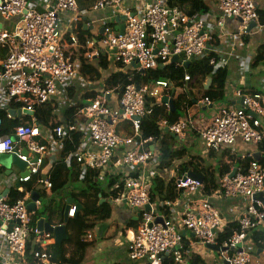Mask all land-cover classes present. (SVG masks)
I'll return each instance as SVG.
<instances>
[{
  "label": "built area",
  "instance_id": "1",
  "mask_svg": "<svg viewBox=\"0 0 264 264\" xmlns=\"http://www.w3.org/2000/svg\"><path fill=\"white\" fill-rule=\"evenodd\" d=\"M125 0H97L91 11L114 9L117 15L125 17L122 34L105 24L103 34L86 41L84 58L91 60L106 56L114 65L130 70L127 83L120 92L96 89L97 94L79 110L80 121L72 125L61 124L54 129H41L37 124L19 125L8 135L0 134V155L16 154L28 163L26 173L17 176L22 184L41 173L45 155L55 148L61 151L62 144L71 134L83 135L79 146L65 159L80 165L81 173L87 170H105L114 155L122 150V164L131 170V176L123 181L122 190L111 200L115 205L126 204L136 215L138 225L134 238L129 243V259L137 264H162V260L173 255L180 260L182 242L181 230L189 233L202 245H217L216 238L221 227L219 212L209 200H202L197 206L185 210L182 215L164 217L158 213V205L151 204L146 187L158 175L157 166H145L153 155L147 149L152 137H142V120L150 114L146 108L148 98L156 104L161 102L170 89L168 81L159 80L149 87L136 81L138 73L145 74L154 69L158 61L171 63L176 55L183 66L186 61H198L209 53L214 54L210 65L226 67L219 60V50L214 46L216 39L206 33L205 21L201 15L188 16L166 0H154L143 10H124ZM219 12L218 26L227 19H240L247 27L259 24V14L254 0H213ZM33 0H0V111H5L8 120L13 119L10 110L34 112V108L51 101L60 102L61 95L68 99L67 89L79 83L84 90L94 87L84 82L78 74V66L67 55L68 49L77 47L74 30L84 12H79L76 0H48L46 9L37 10ZM253 28V29H254ZM247 33V32H246ZM249 33V32H248ZM66 35L68 37H66ZM156 51V53H155ZM264 91V79L260 81ZM137 86L139 88H137ZM237 102L218 108L210 123L199 131V140L207 151L232 152L240 145L257 148L261 153L258 161L234 168L217 181L219 193L224 199L240 201L237 213V229L225 238L220 256L228 264H250L251 251L246 246L248 234L264 224V209L253 199L256 193L264 195V96L257 92L246 95L236 90ZM204 107L210 102L202 100ZM167 107L168 105L165 104ZM169 108V107H168ZM131 126V136L117 132L120 121ZM160 129L179 136L192 129L190 118L181 119L169 125L158 123ZM194 128V127H193ZM3 121L0 119V130ZM24 140L23 146H17ZM85 143L96 152H88ZM25 152V153H23ZM251 156L249 154L247 157ZM150 168V169H149ZM186 176V175H185ZM176 179V189L181 194H192L202 189L201 183L191 179ZM40 198L53 196L52 183L43 180ZM29 199V194H27ZM27 199V200H28ZM34 206L39 208L40 201ZM149 206V210L145 209ZM171 211V208L169 207ZM24 200H12L0 195V264H26V248L30 232L40 239V250L34 252L36 264H47L49 255L45 248L52 240L50 233L37 228L31 229V215ZM76 207L72 205L68 216L73 217ZM160 218V222L156 220ZM88 239L91 236L88 235Z\"/></svg>",
  "mask_w": 264,
  "mask_h": 264
},
{
  "label": "trees",
  "instance_id": "2",
  "mask_svg": "<svg viewBox=\"0 0 264 264\" xmlns=\"http://www.w3.org/2000/svg\"><path fill=\"white\" fill-rule=\"evenodd\" d=\"M97 0H76L79 12H90L92 5ZM170 6H176L188 16L203 15L208 12V7L203 0H166ZM259 24L264 25V12L258 10ZM85 17L81 16V20L73 31L78 44L76 48L68 49L67 55L70 56L72 62L78 66V74L80 78L91 84H96L94 89L83 90L79 100L74 101L76 90L72 86L67 89L68 99L71 104L67 106H59L54 103H45L34 108V115L30 117L13 118L8 120L5 116V111H0V119L3 121V129L0 134L8 135L12 133L14 127L19 125L30 126L37 124L41 129H54L55 127L65 123L72 125L81 118L78 115L79 110L88 103L97 94L96 89L115 90L120 96L119 89L127 83V78L130 75V70H125L121 65H114L106 56H98L88 60L84 58L87 52L86 41L91 37L99 38V35L92 36L88 30L84 29ZM113 25V23L108 24ZM111 27V26H110ZM66 37H68L66 35ZM214 46H218V42H214ZM217 57L209 53L203 59L194 61L188 66L176 67L172 63L158 61L157 66L147 71L145 74L138 73L136 81L139 84H146L149 87L153 86L156 81H170L172 88L175 90L173 97V108H168L165 104H156L153 98H148L146 108L150 110V114L142 120L141 135L142 137H152L153 142L159 141L160 148L157 158V169L164 170L172 166L173 162L178 158L187 155L186 150L172 151L171 143L173 136L160 129L158 123L166 121L169 125L179 122L183 117L187 116L190 109L195 108L194 101L207 99L211 108L225 101V84L229 77L226 67L210 65L209 61ZM264 64V43L256 49L255 56L250 63L252 68ZM114 65V71L108 75H104ZM210 80L211 84L207 89L203 88V80ZM261 93L262 91L254 89L253 93ZM171 89L165 92L166 96H170ZM13 109L19 107L11 106ZM60 110V111H59ZM61 112L63 120L57 112ZM201 110H198V114ZM120 123L126 125L127 136H131V126L126 120ZM120 126H117L119 132ZM83 135L79 132L71 134L69 139H66L60 151V158L54 162L47 173V179L52 183L53 196L49 199H44L37 211L31 215V229L36 228V223L41 218H46L48 222L55 225H64L67 231L66 237L59 243H54L52 246L45 248V252L49 255V262L52 264H81L84 257L85 248L89 245L85 242V236L92 231L97 225L104 223L110 218L112 199L118 196L117 192L122 190L124 179L121 176L107 177L104 183L100 182L98 176L100 171L87 170L86 173H81L80 165L75 159H70L66 162V158L79 146ZM149 146L147 149L149 150ZM209 157L214 160L213 164H205L200 158H191L187 163L180 164L176 168L175 178L165 182L162 177L156 176L152 180L147 195L151 204L158 205V213L164 217L170 216L169 206L174 203L181 195V190L176 189V179L182 178L187 172L198 173L203 176L201 184L204 195H212L219 186L217 181L220 177L230 173L239 165H246L252 161V156L241 157L229 149H225L220 153L214 151L209 152ZM46 163H43L45 166ZM1 169V167H0ZM131 177H135V174ZM43 178L40 173L32 178L31 181L22 183L19 189H12L8 195L9 199L24 200L28 199L27 194L35 192L37 188L42 187ZM120 179V180H119ZM70 189L68 197L62 196L64 190ZM60 200L57 201V198ZM73 199L75 203L80 205L72 218H69L66 223L63 219V209L67 199ZM104 200L102 203H99ZM61 203V205H59ZM138 221L129 220L126 223V229L136 230ZM237 229V222L226 224L224 229L218 233L216 242L221 245L225 238H228ZM248 237L253 245V251L250 254V264L254 260L256 250H264V229H254ZM40 239L36 238L32 231L30 232L26 248V264H36L33 257L34 252L40 250ZM74 247L70 252L69 248ZM187 244L182 238L180 252L182 260L188 264H197V259L188 258L184 253ZM259 256V255H258ZM162 264H181L177 262L173 255L167 256L162 260Z\"/></svg>",
  "mask_w": 264,
  "mask_h": 264
},
{
  "label": "crops",
  "instance_id": "3",
  "mask_svg": "<svg viewBox=\"0 0 264 264\" xmlns=\"http://www.w3.org/2000/svg\"><path fill=\"white\" fill-rule=\"evenodd\" d=\"M33 1L36 4L35 6L37 10L42 11L46 9L48 0ZM153 2L154 0H125L122 7L124 10L138 11L150 6ZM203 2L208 7V12L202 15L205 21L204 30L206 33L213 36L218 42L217 49L220 53L219 60L225 62V66L229 74L225 84V101L223 103L214 105L212 108L206 107V110H203L204 105L202 104V100L194 101L195 108L190 109L186 114L187 116L183 117V119L190 118V121L192 122V129H189L179 136L171 134L173 136L171 150L174 152L186 150L187 155L175 160L172 166L167 169H157V176L162 177L165 182L175 178L177 166L187 163V161L191 158H200L201 160H204L205 164L214 163V160L209 157V151L203 148L201 141L199 140V131L208 126L212 116L216 113L219 107L224 105H233L237 102V97L235 94L237 89L241 90L244 94L249 95L254 92V89L262 88L260 81L264 79V77L261 76L262 73H258L260 70H257V67L252 68L250 66V63L255 56L257 47L264 43V26H257L256 28L249 31V33H246L247 26L240 19L231 18L225 20L222 27L218 26L217 21L219 20L220 15L217 11L215 2L213 0H203ZM254 2L257 6V9L264 12V0H254ZM83 12V16L85 17L84 24H86L84 29L88 30L92 36L99 35V37L101 36L99 31L105 24L108 25L113 23V25L110 26L115 29V27L118 25L114 22V19L118 16H121L117 15L118 13H116V11L111 8H107L99 12ZM114 68V65L111 66L110 70L103 74L108 75L110 72L115 70ZM210 84L211 81L207 79L203 80L202 82L204 89H207ZM92 86L95 88L96 84H92ZM73 87L76 90L74 101H77L80 99L82 95L81 93L84 89L80 87L78 82L75 83ZM61 96L62 98L59 99L60 102L56 101V104L59 106L69 105L70 103H68L67 98H63V95ZM54 102L55 101H51L49 103ZM198 110L206 111V115L198 114ZM207 110H210L209 114L207 113ZM59 111L57 114L61 120H63V115ZM22 117L32 118L33 116ZM118 126H120L118 133L121 136L128 137L125 131L126 125L120 123ZM24 142V140H18L17 146H23ZM148 146L150 147L149 150L152 153L153 158L145 166H153L150 167L152 169L157 165L160 142H151L148 144ZM85 147L87 148L88 152H96V149L92 145L89 146V144L85 143ZM258 152L261 153L257 148L244 145L238 146V148L235 150V153L241 157H247L249 154L252 156ZM59 158L60 150L58 148H55L52 152L45 155L44 164L46 163V165L43 166L44 168H42L40 173L43 178H47L48 170L54 162L59 160ZM0 167V195L8 197L12 189H17L15 187V184L18 182L17 176H19L22 171L14 166H11L10 170L7 171L1 165ZM111 176H121L120 179H126V177L131 176V170L122 164V150L116 152L112 162L105 170L100 172L98 179L100 182H102V180H106L107 177ZM21 185L22 184H20V187ZM41 190L42 188L40 187L37 188L35 192L39 193L40 195ZM62 196L67 198L68 193L63 192ZM30 199L31 194L29 195V199L27 201H30ZM59 200L60 197L57 198V201ZM202 200H209L213 207L219 212L222 223L221 227L219 228V233L224 229L226 224L235 222L237 220L236 217L240 208V201L224 199L219 193H217V190L212 195H204L202 189L192 194H181L174 203L168 205L171 208L170 215L180 216L185 210L197 206L202 202ZM59 205H61V203H59ZM110 206V218L104 223L97 225L92 231L86 234L85 242H87L89 245L85 248L84 257L81 264H137V262L130 261L128 257V247L130 241L128 236L130 232L134 233V231L130 230V228L126 229L125 226L129 220L134 219L135 214L124 203L115 205L110 202ZM44 220L53 227L62 226L50 223L46 218H44ZM256 229H264V224H261ZM65 234H67V231ZM50 235L52 240H50L46 247L57 243L55 241L54 235L51 233ZM88 235L91 236L90 240L88 239ZM181 236L185 239L187 244L184 253L188 258L197 259V264H226L225 260H223L220 256V250L218 252L213 251L207 248V246L199 244L189 233H184L182 230ZM246 246L250 251H253V249L255 250L249 237L246 240ZM73 249L74 247H70V252L73 251ZM256 255L257 256L254 258L251 264H264V250H256ZM49 263L52 264L51 262ZM179 263L188 264L185 260H182L181 252Z\"/></svg>",
  "mask_w": 264,
  "mask_h": 264
},
{
  "label": "water",
  "instance_id": "4",
  "mask_svg": "<svg viewBox=\"0 0 264 264\" xmlns=\"http://www.w3.org/2000/svg\"><path fill=\"white\" fill-rule=\"evenodd\" d=\"M124 21H125V17L124 16H118L117 18L114 19V22L118 25L117 27H115L116 30L119 31V34H122L123 32V29H124ZM86 24H84V27H85ZM256 26V24L254 22L250 23L247 27V30L246 32H249L251 31L254 27ZM103 31H104V28H101L100 31H99V34L102 35L103 34ZM156 53V51H155ZM170 62L172 64H175L177 62H180L178 56L174 55ZM192 63V61H186V62H183V66H188ZM168 84H169V87L171 89V93H170V96L169 97H163L161 102L163 104H167L168 107L172 110H174L173 108V97L175 95V90L172 88V84L170 81H168ZM137 88H139L137 86ZM123 89V87H121L119 89V91L121 92ZM208 108H211V106H208ZM203 110H206V108L204 107ZM9 113L11 114L12 117L14 118H21L22 116H33L34 115V112H28L26 110H17V111H14V110H10ZM25 153V152H23ZM252 159L254 161H258L260 159V153H255L252 155ZM0 165L2 167H4L7 170H10V167L11 166H14L16 167L17 169H19L20 171H22V175H24L26 173V169L27 166L29 165L28 163H25L23 161H21L18 156L16 154H2L0 155ZM234 174V169L230 172V177ZM191 179V180H195V181H198L199 183L202 184L203 182V176L201 174H196V173H193V172H188L186 174V176L183 178V180L185 179ZM15 187L18 189L20 188V183L17 182L15 184ZM150 187L147 186L146 187V190H148ZM253 199L255 201H258L260 202L262 208L264 209V195L262 193H256L253 195ZM40 201L42 202V198H40V195L39 193L37 192H32L31 193V199L30 201H26L25 202V205H26V208L27 210H29L30 212H33L35 213L37 211V208L34 206V202L35 201ZM104 200H101L100 202H103ZM71 205H74L76 207V209L78 210L80 208V205L78 203H75V201L73 199H68L67 202H66V205L64 207V211H63V219H64V223H66L68 221V212H69V209L71 207ZM145 209L148 211L149 210V206H146ZM138 217H139V213H137L134 217V221H137L138 220ZM160 222V218H158L156 220V222ZM36 228L40 231H42L43 233H51L54 235L55 237V241L57 243L63 241L66 237V231H65V226L62 225V226H51L49 223H46L44 219H39L36 223ZM129 239L131 242L134 238V233L133 232H130L129 233ZM207 248L213 250V251H219L220 248L218 245L214 244V245H207ZM226 264H228L226 261H225ZM47 264H50V263H47Z\"/></svg>",
  "mask_w": 264,
  "mask_h": 264
},
{
  "label": "rangeland",
  "instance_id": "5",
  "mask_svg": "<svg viewBox=\"0 0 264 264\" xmlns=\"http://www.w3.org/2000/svg\"><path fill=\"white\" fill-rule=\"evenodd\" d=\"M260 70V72H258V73H262L261 74V76L262 77H264V64H261V65H259L258 67H257V70ZM257 72V71H256ZM105 75V74H104ZM256 90H261L260 88H256ZM201 108H203V107H201ZM209 111L210 110H207V113L209 114ZM206 113V111H201L199 114L200 115H203V114H205ZM206 115V114H205ZM106 180H102V183H104ZM69 191H70V189H66V190H64V192H67V193H69Z\"/></svg>",
  "mask_w": 264,
  "mask_h": 264
},
{
  "label": "clouds",
  "instance_id": "6",
  "mask_svg": "<svg viewBox=\"0 0 264 264\" xmlns=\"http://www.w3.org/2000/svg\"><path fill=\"white\" fill-rule=\"evenodd\" d=\"M26 201H27V200H26ZM26 201H25V202H26ZM42 202H43V201H42ZM42 202H41V204H42ZM71 206H72V205H71ZM37 209H38V208H37ZM76 211H77V209H76ZM137 221H138V220H137ZM129 243H130V242H129Z\"/></svg>",
  "mask_w": 264,
  "mask_h": 264
},
{
  "label": "bare ground",
  "instance_id": "7",
  "mask_svg": "<svg viewBox=\"0 0 264 264\" xmlns=\"http://www.w3.org/2000/svg\"><path fill=\"white\" fill-rule=\"evenodd\" d=\"M67 216H68V215H67ZM69 218H72V217H69V216H68V219H69Z\"/></svg>",
  "mask_w": 264,
  "mask_h": 264
}]
</instances>
